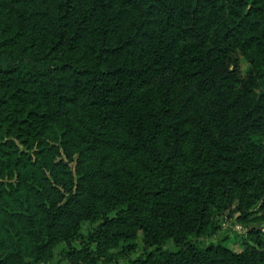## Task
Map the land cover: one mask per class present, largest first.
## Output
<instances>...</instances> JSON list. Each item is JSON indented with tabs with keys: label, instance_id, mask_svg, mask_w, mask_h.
Wrapping results in <instances>:
<instances>
[{
	"label": "trees",
	"instance_id": "obj_1",
	"mask_svg": "<svg viewBox=\"0 0 264 264\" xmlns=\"http://www.w3.org/2000/svg\"><path fill=\"white\" fill-rule=\"evenodd\" d=\"M259 221L264 0H0V264H264Z\"/></svg>",
	"mask_w": 264,
	"mask_h": 264
},
{
	"label": "rangeland",
	"instance_id": "obj_2",
	"mask_svg": "<svg viewBox=\"0 0 264 264\" xmlns=\"http://www.w3.org/2000/svg\"><path fill=\"white\" fill-rule=\"evenodd\" d=\"M245 65V64H244ZM237 217V212L232 213V215H227L226 218L222 219V223L217 229L216 232L209 234L204 237L205 241L211 242L218 239H222L227 245L232 247L233 249L239 250L244 247L242 243V230L239 229L240 227L236 225V221H239ZM89 225L88 223L85 224V227ZM39 264H68L65 258H62L61 255L55 256L51 261L46 263H39Z\"/></svg>",
	"mask_w": 264,
	"mask_h": 264
},
{
	"label": "built area",
	"instance_id": "obj_3",
	"mask_svg": "<svg viewBox=\"0 0 264 264\" xmlns=\"http://www.w3.org/2000/svg\"><path fill=\"white\" fill-rule=\"evenodd\" d=\"M255 224H257L262 229H264V221H259V222H256ZM236 225L240 227L239 229L244 230L250 224L246 222L236 221Z\"/></svg>",
	"mask_w": 264,
	"mask_h": 264
}]
</instances>
